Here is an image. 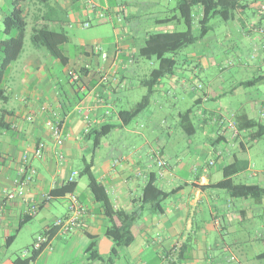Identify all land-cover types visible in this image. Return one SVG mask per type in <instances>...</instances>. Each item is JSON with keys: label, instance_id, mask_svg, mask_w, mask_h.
<instances>
[{"label": "crops", "instance_id": "1", "mask_svg": "<svg viewBox=\"0 0 264 264\" xmlns=\"http://www.w3.org/2000/svg\"><path fill=\"white\" fill-rule=\"evenodd\" d=\"M258 3L264 4V0L253 1L251 7L261 9L253 14V21H231L240 25L237 33L247 35L253 43L250 60L243 63L236 55L234 62L251 75L249 78L232 82L229 88L223 77L202 81L199 70H210L212 62L220 71L225 68L218 62L220 57L208 59L195 51L179 59L190 46L174 56L176 67L152 89L148 107L124 124L121 112L133 110L146 98L149 88L145 81L156 68L146 74L144 58H152L142 57L140 50L151 36L135 25L140 17L138 8L157 2L0 0V41L7 38L3 20L15 8L28 22L30 40L34 29L47 26L68 36L61 46L67 64L45 48L33 46L27 53L22 51L5 71L4 88L9 99L0 105V121L6 125L0 126V264H16L18 259L31 257L32 251L23 256L22 251L10 249L23 238L27 244L24 249L31 250L34 240L27 228L36 216L41 215V234L56 219L69 215L70 193L53 192L67 185L75 171L79 176L74 192L83 208V227L64 235L57 230L31 264H264V253H246L255 244L264 243V228L255 225V219L264 216V198L261 202L233 198L226 190L213 187L225 179L224 169L237 162L243 170L232 176L236 183L264 188V170H255L252 164L260 157L258 141L264 126V92L259 87H264V80L252 83L264 75V10ZM98 11H104L105 17L100 18ZM91 16L97 21H111L113 42L106 51L101 46L106 58L93 50H80L91 60L75 55L80 61L76 69L67 55L73 43L67 28ZM116 21L125 22L124 28L116 27ZM226 36V42L233 41L231 31ZM180 61L183 68L179 69ZM69 70L81 74L79 82H70ZM42 107L44 112L34 122L26 120ZM190 109L189 120L182 123L181 115ZM49 119L62 124L63 161L46 127ZM232 119L238 136L224 121ZM252 120L260 126L250 128ZM107 125L115 129L95 145L96 131ZM39 142L46 144L40 158L34 156ZM25 151L29 152L26 175L30 169L36 173L24 194L10 199L7 193L16 192L17 181L24 177L19 178L18 173ZM158 153L167 163L164 168L158 165ZM210 160L214 165L208 166ZM83 171L88 174L81 175ZM92 178L105 188L115 211L136 218L133 242L115 252L107 231L119 226L120 220L105 215L102 203L89 188ZM150 182L169 193L158 205L144 203V190ZM26 217L30 220L21 226ZM105 238L112 241L110 253L93 257Z\"/></svg>", "mask_w": 264, "mask_h": 264}, {"label": "trees", "instance_id": "2", "mask_svg": "<svg viewBox=\"0 0 264 264\" xmlns=\"http://www.w3.org/2000/svg\"><path fill=\"white\" fill-rule=\"evenodd\" d=\"M197 6L201 7V12L196 17L194 11ZM248 9H252L255 13L261 11L259 8L255 9L251 7L250 4L245 3L243 0H177L176 13L172 16L157 20V24H174L176 27H183V29L158 33L156 36L148 39L141 48L140 55L147 58H156L158 66L152 70L145 81V86L149 88V94L146 98L139 102L133 110L121 112L124 124H128L141 111L148 107L152 96V89L160 79L171 74L176 67L177 60L174 56L207 37L212 31L210 23L214 17L220 16L224 21H230L235 19L236 13L244 15ZM240 20L242 19L240 18ZM195 24L198 34H195ZM3 26L4 34L7 38L0 41V105L6 103L9 99L4 88V75L6 69L19 58L23 51L28 22L20 11L15 8L4 18ZM67 41L68 36L65 32L52 30L48 26L34 29L31 35L33 46L36 48H45L62 64H67L68 62V57L61 49V46L67 43ZM262 80H264V75L255 79L252 83L255 84ZM191 112L192 110L190 109L181 115L182 123L189 120ZM259 124L258 121L252 120L250 121V128H258L260 126ZM0 126L5 127L6 125L0 121ZM114 129V126L107 125L97 130L95 133V145H98L101 138ZM261 130L259 137L264 136V126H262ZM242 170L243 167L237 166V162L228 165L224 169L225 179L213 185V187L226 190L233 198H254L261 202L264 198V188L258 185L236 183L232 178L233 175ZM85 172L83 171L81 175ZM76 186L77 181L67 183V185L53 192V194L67 195L74 192ZM89 188L94 198L102 203L105 215L109 218L116 216L120 220L119 226H113L107 231V236L112 239L115 244L112 252H115L116 248L129 246L134 240L132 227L136 221L135 216L115 211L105 188L95 179L92 178L90 180ZM168 195L169 193L162 191L150 182L144 190V203H156V205H158L159 202L168 197ZM28 220H30V217L24 218L21 221V226ZM57 230L58 228H49L43 233H46L49 239H51ZM43 249L44 247L39 251H33L31 257L26 260L21 261L18 259L16 264H31L36 260ZM92 256L95 258L103 257L98 251H95Z\"/></svg>", "mask_w": 264, "mask_h": 264}, {"label": "rangeland", "instance_id": "3", "mask_svg": "<svg viewBox=\"0 0 264 264\" xmlns=\"http://www.w3.org/2000/svg\"><path fill=\"white\" fill-rule=\"evenodd\" d=\"M150 1L157 2L156 5L149 4L146 8H138V14L140 17L137 18L135 25L137 27H140L142 30H146L149 32V35L151 37L156 36L159 32H165L168 31L170 28L171 31L177 30V29H183V27H176L174 24H168V25H156L154 24V20L156 18H164L167 16H172L176 13V7H177V0H141V2H145V4L150 3ZM245 3L252 5V2L254 0H243ZM100 14L104 11H98ZM201 12V7L197 6L195 8V16L197 17ZM98 13V14H99ZM255 12L252 11V9H248L244 15H240L236 13V17L234 20L230 21H224L220 16H216L211 20L210 25L212 26V31L209 33V35L206 37L204 42H200L196 44L195 46H191L190 49L186 50L184 54H181L179 56V59L185 58L184 55L189 52H196L202 53L208 59H219V64L225 68V70L220 71L219 65L215 66V63H211V69L204 71L199 70V78L208 83L213 82L215 78L217 77H223L226 80L225 87L229 88L232 82H235L237 80H244L249 78L251 75L247 73L245 70H240L237 66H234V62L236 59V55L240 56L243 63H247V60H250V57L253 52V43L250 41V37L247 35L243 36L241 33H237V30L240 29V25L233 23L231 21H253V14ZM89 18V17H88ZM81 19L80 21L74 22L71 27H68L67 30L69 32V35L73 39V43L69 44L67 48V55L71 59V66L73 68H78V64L80 63L79 59H75V55L81 56L83 59L90 62L91 56H86L80 52V50H93V45L100 44L104 51L109 48L110 44L113 42V31H114V25L111 23V21H97L92 18L91 19ZM240 18L242 20H240ZM88 20V21H87ZM124 21V20H123ZM89 22L90 27L86 28L84 26V23ZM118 28H124L125 22L121 23L116 21L115 24ZM168 27V28H167ZM195 34H198V30L196 28V24L194 27ZM227 31H231V34L233 35V41L226 42L227 39ZM30 31H27L26 38L24 40V50L25 53H27L29 50L33 49V44L30 40ZM79 45H81L82 48H79ZM85 45V46H84ZM77 53V54H76ZM144 61L146 62V74L149 75V72L152 68L157 67V59L152 58V60H147L144 58ZM183 62L180 61L177 68H183ZM190 65H196L190 64ZM233 65V66H232ZM62 68V65H59ZM260 87V92H264V87ZM69 89L71 90V87L67 85ZM202 136V135H201ZM258 146L261 150L259 160L257 161L254 159L253 161V169L255 170H264V136H262L258 141ZM257 161V163H256ZM41 215L36 216L35 222L30 224L28 231L31 232V239L34 241L37 240V238L43 234L40 232L42 231V226L39 222ZM255 225L259 226L260 228H264V216H261L259 218L255 219ZM262 230V228H261ZM229 239V238H228ZM25 240L21 238L17 243L13 245V247L10 249V252L18 253L19 251H24V247H27L25 244ZM24 244V245H23ZM32 246H30L29 249L32 251ZM24 249V250H23ZM247 254L253 255V254H260L264 253V243L263 244H255L251 251L247 250ZM264 262V261H263Z\"/></svg>", "mask_w": 264, "mask_h": 264}, {"label": "built area", "instance_id": "4", "mask_svg": "<svg viewBox=\"0 0 264 264\" xmlns=\"http://www.w3.org/2000/svg\"><path fill=\"white\" fill-rule=\"evenodd\" d=\"M92 9H95V5H91ZM98 16L100 18L105 17V13H99ZM84 26L86 28L90 27V23L86 22L84 23ZM93 51L95 53L100 54L103 58L107 57V53L102 51V48L100 45L95 44L93 47ZM68 78L70 80L71 83H77L80 81L81 78V74L75 70H69L68 72ZM45 110L44 107H42L40 109L39 112L37 113H30L29 115H27L26 120L30 123L34 122L38 115H40L41 113H43ZM261 116L264 117V102L262 105V110H261ZM226 125L233 129L234 131V136H238L239 135V131L237 130L236 127V123L234 122V120H224ZM46 127L47 129L50 131L52 138L58 148L57 154H58V158L63 161L65 159L64 153L62 151V147L64 145V136H63V128H62V124L59 120L57 119H49L46 121ZM46 144L44 142H39L35 145L34 148V156L40 158L43 155V151L45 150ZM23 162L24 165L19 169V173L18 176L19 178H21L22 176H24L21 180H18V190L16 192H11V193H7V196L11 199L14 198L16 195L22 196L25 192V186L27 185V183H29L30 181L33 180V177L36 173V171L34 169H30V173L28 175H26V167L28 166V161H29V152L25 151L23 153ZM208 166H212L214 165V161L210 160ZM158 165L159 167H165L167 165L166 161L160 156V154L158 153ZM207 166V167H208ZM206 167V168H207ZM206 170V169H205ZM79 173L77 171L73 172L71 174V176L69 177L68 183L71 182H75L76 179L78 178ZM68 209H69V215L65 218H58L56 219L50 228H58V232H60L61 234H68L71 231L77 230V229H81L83 227V208L82 205L80 203L79 197L75 192H72L69 194L68 196ZM34 211H36V206L33 208ZM50 239L48 237V235L46 233L41 234L37 240L34 241L33 243V247H32V252L33 251H39L41 250L43 247L45 248L47 246V244L49 243ZM31 250H25L23 251L22 255L26 256L30 253Z\"/></svg>", "mask_w": 264, "mask_h": 264}, {"label": "water", "instance_id": "5", "mask_svg": "<svg viewBox=\"0 0 264 264\" xmlns=\"http://www.w3.org/2000/svg\"><path fill=\"white\" fill-rule=\"evenodd\" d=\"M258 6L261 7L264 10V4L258 3ZM112 247V241L108 238H105V242L101 245L100 248V255H106L110 253Z\"/></svg>", "mask_w": 264, "mask_h": 264}]
</instances>
